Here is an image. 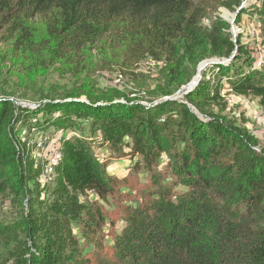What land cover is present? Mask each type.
<instances>
[{
	"label": "rangeland",
	"instance_id": "1",
	"mask_svg": "<svg viewBox=\"0 0 264 264\" xmlns=\"http://www.w3.org/2000/svg\"><path fill=\"white\" fill-rule=\"evenodd\" d=\"M242 2L190 0L182 19L177 20L179 31L171 25L172 34L167 37L142 35L135 24L119 19L94 44L60 58L49 55L46 47L50 42L49 27L43 17L26 21L34 52L19 47L18 33L11 34V29L0 25V98H9L16 107L23 108L35 107L49 99L76 97L130 100L145 107L173 99L185 103V94L181 93L191 88L199 67L206 64L193 88L204 82L209 89L199 92L196 105L170 107L171 116L178 124L173 126V132L189 115L205 123L214 119L223 121L232 139L222 143L221 147L229 148L230 152L226 156L219 153L218 159L226 164L227 175L234 169L240 172L250 153L264 157V109L258 98L232 93L225 79L214 97L212 89L217 77L208 64L220 62L227 66L233 61L236 67L252 64L263 36L254 16L239 17L241 8L252 3ZM225 13L230 20L224 18ZM193 34L201 39L203 49L189 56L186 50ZM218 34L234 44L232 58L213 57L209 53L208 39ZM77 122L79 125L69 131L71 136L100 138L99 133L90 135L87 120ZM15 129L16 138L29 152L33 169L39 166L43 169L52 160L66 135L51 130L37 135ZM40 137L47 138L42 139L43 150L37 148ZM121 140L117 147L110 144L91 147L113 182V192L106 201L92 193L74 195L69 190L55 191V175H40L36 183L30 182L24 200L7 190L0 193V264H17V259H25L42 243L72 264H125L126 251L122 244L127 234L133 235L129 225L135 220H145L144 214L150 212L156 193L165 192L175 200L187 189L179 184L181 180L172 169V163L179 160L171 150L181 144L176 137L166 139L170 154L152 144L154 152L134 155L142 144L132 142L128 135H123ZM237 206L233 210L240 215L238 223L263 228L264 181L259 187L253 186L246 200ZM25 227H29L28 231Z\"/></svg>",
	"mask_w": 264,
	"mask_h": 264
},
{
	"label": "trees",
	"instance_id": "2",
	"mask_svg": "<svg viewBox=\"0 0 264 264\" xmlns=\"http://www.w3.org/2000/svg\"><path fill=\"white\" fill-rule=\"evenodd\" d=\"M250 1L238 14L258 20L264 46V0ZM189 3L190 0H0V25L11 29V34L18 33L19 47L34 52L26 21L43 17L49 27L50 42L46 46L49 55L60 58L94 44L119 19L135 24L142 35L167 37L172 34L171 25L179 31L177 20L182 19ZM207 45L213 57L234 55V44L221 34L211 36ZM200 49L203 43L193 34L186 52L193 56ZM208 67L217 77L212 89L214 97L218 96L221 80L225 79L232 93L258 98L264 109V60L260 67L255 65V58L247 67L244 64L236 67L234 61L227 66L211 63ZM208 89V84L201 82L184 96L185 103L166 101L153 107L130 100L96 101L76 97L49 99L35 107L23 108L2 97L0 193L7 190L24 200L29 183L42 174L41 166L33 169L29 152L16 138L17 127L18 131H34L37 135L45 130L66 134L57 147L60 160L51 174L55 175V191L69 190L74 195L92 193L101 201L111 196L113 182L91 147L105 144L117 147L122 136L128 135L132 142L142 144L134 155L154 152L152 144L170 154L166 139L176 137L181 144L171 149L179 158L172 163V169L181 180L179 184L187 190L175 200L165 192L156 193L150 212L144 214L145 220H135L129 225L133 235L127 234L122 244L126 251L125 264H264V227L243 226L237 221L240 215L233 210L246 200L253 186L262 185L264 157L250 153L241 166L242 171L234 169L227 175L226 164L218 159L219 153L224 152L226 156L230 152L229 148L221 147L222 143L232 139L223 121L214 119L205 123L189 115L173 132V126L178 124L171 116L170 107L181 109L186 104L196 105L199 92ZM162 116L164 120L159 122ZM80 119L88 121L90 135L100 134L98 140L70 135L69 131L79 125ZM25 229L28 231L29 227ZM39 246L25 259H17V264H72L64 255H56L50 246L43 243Z\"/></svg>",
	"mask_w": 264,
	"mask_h": 264
},
{
	"label": "built area",
	"instance_id": "3",
	"mask_svg": "<svg viewBox=\"0 0 264 264\" xmlns=\"http://www.w3.org/2000/svg\"><path fill=\"white\" fill-rule=\"evenodd\" d=\"M263 53H264V46L263 45H259L258 46V49H257V52L256 54L254 55V58H255V65L257 67H260L261 66V63H262V56H263ZM34 132V131H33ZM40 141L38 142L37 144V148H40L43 150V140L42 139H47V138H42L40 137ZM60 160V154H59V151L58 149L56 150V154L54 155V157L52 158V160H50L45 166L44 168L42 169V176H50L53 171H54V168L55 166L58 164Z\"/></svg>",
	"mask_w": 264,
	"mask_h": 264
},
{
	"label": "bare ground",
	"instance_id": "4",
	"mask_svg": "<svg viewBox=\"0 0 264 264\" xmlns=\"http://www.w3.org/2000/svg\"><path fill=\"white\" fill-rule=\"evenodd\" d=\"M224 18L226 19V20H230V18L228 17V15L225 13L224 14ZM205 65V64H204ZM204 65H201L200 67H199V71H198V74H197V76L195 77V79L193 80V82H192V84H191V86H189V87H194L195 85H197V83H198V81H199V78H200V75H201V73H202V70L204 69Z\"/></svg>",
	"mask_w": 264,
	"mask_h": 264
},
{
	"label": "water",
	"instance_id": "5",
	"mask_svg": "<svg viewBox=\"0 0 264 264\" xmlns=\"http://www.w3.org/2000/svg\"><path fill=\"white\" fill-rule=\"evenodd\" d=\"M214 63H216V64H221L220 62H214ZM211 64V63H210ZM206 65V64H205ZM209 65V64H208ZM196 86V85H195ZM194 88L192 87V88H189V89H187L186 91H184V92H182L181 94L183 95V94H185V95H187L188 93H190L192 90H193ZM172 101H177V100H175V99H173Z\"/></svg>",
	"mask_w": 264,
	"mask_h": 264
}]
</instances>
